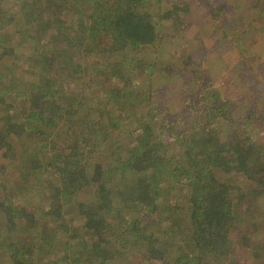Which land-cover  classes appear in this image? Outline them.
<instances>
[{
    "label": "trees",
    "instance_id": "obj_1",
    "mask_svg": "<svg viewBox=\"0 0 264 264\" xmlns=\"http://www.w3.org/2000/svg\"><path fill=\"white\" fill-rule=\"evenodd\" d=\"M16 1L27 12V27L37 29L42 22L37 31L52 39L61 35L51 20L54 13L64 24L79 5L75 0ZM97 1L109 5L100 9ZM152 1L80 0L83 7L92 5L95 18L69 25L62 43L51 40L35 54H20L15 43L8 48L2 43L1 76L36 64L46 70L38 71L41 86L29 83L36 74L29 72L28 88L15 99L0 91L1 157L9 159L12 148L20 146L12 158L29 170L15 179L7 169L13 165L0 159V264H237L235 250L241 247L261 256L256 264H264V245L251 247L245 233L235 236L236 242L230 237L241 221L254 232L264 227V145L234 120L233 113L241 117L243 110L222 112L226 104L200 102L189 126L174 138L157 132L152 119L131 128L124 140L113 133L127 102L150 109L154 101L150 84L141 86L143 93L135 86L147 78L140 55L163 41L161 21L178 16L160 13L161 6L155 11ZM2 12L0 18L7 13ZM85 23H90L86 40L77 36ZM6 56L13 64L4 63ZM159 64L155 58L151 67ZM78 67L81 79L66 90L61 85L79 73ZM215 111L222 112L217 119L224 126L204 116ZM136 135L143 138L136 142ZM124 141L133 142L135 150L125 149ZM94 152L100 156L93 157ZM38 171L51 173L53 181L28 178ZM232 174L252 187L245 194L257 207L250 206L248 214L236 206L242 200L232 198L226 182ZM77 182L92 187V201L75 198Z\"/></svg>",
    "mask_w": 264,
    "mask_h": 264
},
{
    "label": "rangeland",
    "instance_id": "obj_2",
    "mask_svg": "<svg viewBox=\"0 0 264 264\" xmlns=\"http://www.w3.org/2000/svg\"><path fill=\"white\" fill-rule=\"evenodd\" d=\"M75 1L79 2V5L78 10L74 12V18H67V23L63 24V19L54 13L51 19L59 26L61 35L68 31L69 25L76 26L80 20L89 22V19L95 16L91 4L87 3L83 7L80 0ZM152 2L156 3L153 7L155 11L161 6L160 13L172 12L171 17L177 15L180 20L161 21L158 38L164 37L163 41L154 48H146L140 55L141 58H145L146 63L140 70L146 71L147 78L142 84L136 80L135 86L141 93H143L141 90L143 84L144 88L147 83L153 88L154 101H149L150 109L142 105L138 106L139 104L135 101L127 102L121 117H116L114 121L119 126L113 133L124 140L125 137L132 135L131 128L140 127L152 119L157 124V132H161V135L167 138H174L177 132L189 126L193 110L199 111L202 106L200 102L204 106L220 103L227 106V110L221 109L222 112H228L230 109L243 110L241 117L233 113L234 120L238 121L248 137L264 145V0H153ZM94 3H97L100 9H103L102 6L109 5L106 1L105 4L101 1ZM186 3L189 4L187 5L189 9H185ZM176 7L179 8L176 9ZM0 9L7 12L5 14L7 20L5 15L0 18V55L3 53L2 43L7 48L9 45L13 47L15 43L20 54H35L36 50H43L51 40L60 43L65 41L61 35L60 38L52 39L46 32L37 31L39 26L44 25L42 22L35 25L37 29H29L23 21V14L27 15V12L16 0H0ZM94 18L92 22L95 21ZM211 21H214V24ZM85 24L86 30L83 29L80 32L82 28L80 26V29L78 27L75 31L80 32L77 36L84 37L83 39L86 40L90 36V32L87 31L90 23ZM28 30H32L31 34ZM75 37L76 35L73 37V44H77ZM76 49L79 47L70 48L71 52ZM155 58L161 64L154 68L151 67V63ZM4 63L13 64L11 57L6 56ZM36 65L29 70L27 66H23L15 73L0 75V91L5 93L6 98L15 99L16 95L28 88L29 72L36 73L34 80L29 83L41 86L40 78L43 80V76L38 71L45 72L46 69H38ZM78 70L79 73L76 76L61 86L66 90H72L76 80L81 79V69L78 67ZM151 71L153 75L150 76ZM221 111L212 112L213 115H208L207 112L204 116L212 122L216 121L217 126H224V123L220 124L217 119ZM127 121L131 122V126L127 125ZM176 121L181 125L176 124ZM134 137L136 142L143 138L142 135ZM125 141L128 142V140ZM125 141V149L129 148L130 153L133 152L135 150L133 142L126 145ZM112 148L117 153L123 151L121 147ZM21 151L20 146H14L9 154V161L8 158L6 160L1 157L4 149H0V159L7 165H13L12 169H7L10 176L16 175L15 179L18 177L22 179L29 172L24 165L18 166L19 162L12 158ZM92 155L95 158L100 156L98 152ZM111 160L110 164L114 165V160ZM15 172L18 174H14ZM50 174L38 171L28 178L39 182L47 178L53 181L49 177ZM239 176L229 175L226 177V182L233 193L232 198L238 197L242 200V202L237 201L236 206L242 207L243 213L248 214L251 211L250 206L254 204V208L257 207V201L246 195L252 187ZM79 182L76 184L80 187L77 188L75 198L87 204L92 201V187L85 183L81 185ZM29 186L33 185L29 183ZM72 190L75 192V189ZM238 191L241 192L236 194ZM262 195L264 197V192L261 193ZM130 213L137 217L141 215L140 211L137 212L134 209H131ZM0 218H2L1 215ZM188 232L186 228V233ZM243 233L247 235L249 242L251 241V247H254L256 243L264 245V227L260 226V230L254 232V229L248 228L245 222L241 221L237 223V229L236 227L231 229L230 237L236 242L235 236L240 239ZM235 257L237 264H256L261 260V256L254 258L253 254L243 247L235 250Z\"/></svg>",
    "mask_w": 264,
    "mask_h": 264
},
{
    "label": "crops",
    "instance_id": "obj_3",
    "mask_svg": "<svg viewBox=\"0 0 264 264\" xmlns=\"http://www.w3.org/2000/svg\"><path fill=\"white\" fill-rule=\"evenodd\" d=\"M189 5V4H187ZM175 7V6H174ZM179 7H176V9H178ZM185 9H189V6H185ZM173 11H175V9H173ZM177 20H180V18L178 17ZM208 22V21H207ZM212 24H214V21H211ZM217 27V25H216Z\"/></svg>",
    "mask_w": 264,
    "mask_h": 264
}]
</instances>
